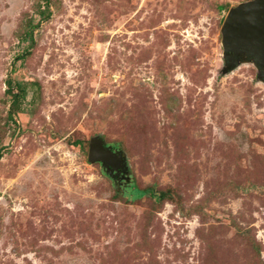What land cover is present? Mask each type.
<instances>
[{
	"label": "rangeland",
	"instance_id": "obj_1",
	"mask_svg": "<svg viewBox=\"0 0 264 264\" xmlns=\"http://www.w3.org/2000/svg\"><path fill=\"white\" fill-rule=\"evenodd\" d=\"M247 1L0 0V264H264V79L221 45Z\"/></svg>",
	"mask_w": 264,
	"mask_h": 264
},
{
	"label": "water",
	"instance_id": "obj_2",
	"mask_svg": "<svg viewBox=\"0 0 264 264\" xmlns=\"http://www.w3.org/2000/svg\"><path fill=\"white\" fill-rule=\"evenodd\" d=\"M221 37L226 69L248 61L264 79V0L242 2L229 9ZM87 159L89 163H100L111 176L122 171V156L99 138L89 141Z\"/></svg>",
	"mask_w": 264,
	"mask_h": 264
},
{
	"label": "trees",
	"instance_id": "obj_3",
	"mask_svg": "<svg viewBox=\"0 0 264 264\" xmlns=\"http://www.w3.org/2000/svg\"><path fill=\"white\" fill-rule=\"evenodd\" d=\"M45 13L47 14L46 16L49 15L48 5L47 4L45 5L44 11H42L41 14H45ZM28 35H29L30 41H32V36H31L30 31H29ZM8 87H9V90H10L11 89L10 82H8ZM16 90H17L16 93H12V110L10 111V114H9L10 118H11V115L14 112H16V110H17V103H18L19 99L22 98L23 95H24V89L21 88V86L19 84H16ZM125 177L127 178V175H124V178Z\"/></svg>",
	"mask_w": 264,
	"mask_h": 264
},
{
	"label": "flooded vegetation",
	"instance_id": "obj_4",
	"mask_svg": "<svg viewBox=\"0 0 264 264\" xmlns=\"http://www.w3.org/2000/svg\"><path fill=\"white\" fill-rule=\"evenodd\" d=\"M123 174L121 172H117V173H113V177L119 181V183L123 182L122 180V176ZM126 178V177H125Z\"/></svg>",
	"mask_w": 264,
	"mask_h": 264
}]
</instances>
